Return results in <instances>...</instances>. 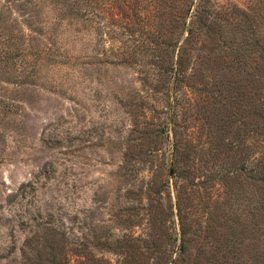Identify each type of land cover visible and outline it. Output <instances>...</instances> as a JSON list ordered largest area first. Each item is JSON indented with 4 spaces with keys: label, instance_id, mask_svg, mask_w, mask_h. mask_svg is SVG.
Listing matches in <instances>:
<instances>
[{
    "label": "rangeland",
    "instance_id": "1",
    "mask_svg": "<svg viewBox=\"0 0 264 264\" xmlns=\"http://www.w3.org/2000/svg\"><path fill=\"white\" fill-rule=\"evenodd\" d=\"M196 6L197 0H0V264L168 263L179 230L170 163L176 158L177 168L193 173L189 152L197 135L214 115L226 119L224 107L234 101L218 93L239 78L224 68L250 71L252 49L238 44L264 36V0H207L210 18L201 23ZM179 59L183 74L175 84ZM253 141L249 135L234 160L248 153L250 167ZM249 176L240 178L237 202L246 225L239 231L244 258L264 249L252 232L258 190ZM183 191L194 229L205 230L211 212L214 222L229 215L207 197L202 213L199 195ZM105 241L131 243L135 251L97 247ZM199 242L191 246L192 262Z\"/></svg>",
    "mask_w": 264,
    "mask_h": 264
},
{
    "label": "trees",
    "instance_id": "2",
    "mask_svg": "<svg viewBox=\"0 0 264 264\" xmlns=\"http://www.w3.org/2000/svg\"><path fill=\"white\" fill-rule=\"evenodd\" d=\"M206 1L197 0V9L194 14L197 23L210 18V14L206 12ZM194 32V27L188 29L189 39ZM220 33L223 35V32ZM188 37L185 42H188ZM229 39L232 40V38ZM229 43L233 47V43ZM238 45L246 51L252 49L256 63L250 71L245 68V65H227L224 68L223 71L232 77L239 76L225 86L222 84L223 89L218 92L219 94L228 92L229 95H234V101H228L224 107L228 117L225 119L221 115H214V123H207L206 130L197 135L196 142L192 144V150L189 152V155L192 154L191 157H193L190 165L193 173H187L183 169L177 168V165L180 164L176 158L170 163V176L176 178L170 188L173 189L175 199L170 208L179 230L174 237V242L178 241V244L172 250V255L175 254V257L173 258L171 255L167 264H264V249L256 250L251 258H244L240 254L244 249L243 244L246 243V238L239 231L246 225L241 221L242 216L237 205L244 185V180L240 178L249 172V180L256 185L258 190L253 212L259 219H256L252 224V232L257 234L259 240L264 241V64L260 62L264 61V36L257 35L250 42H241ZM174 69L176 84L183 74L180 59L178 66ZM249 74L252 77L250 78L252 88L250 102L247 100L245 91ZM246 105L251 108V115L254 119L251 128H248V122L244 121ZM249 135L254 139L252 159H254L253 155L256 156L250 167L248 153L244 155V158L234 160L239 151L245 152L247 148L245 144ZM174 149L176 152L177 144ZM224 160H230L228 162L230 164L227 165L228 163H225ZM201 163L206 164V169H203ZM166 187L169 186L166 185ZM184 187L199 195L198 205L201 206L202 213L207 211L202 202L203 198L207 197V199L216 200L219 208L221 205L224 206L229 215L223 213L221 216H216L221 221L214 222L211 219V212L207 214L209 223L205 222L207 225L205 230L203 226L200 228L197 226L194 229L190 223L189 213H187L191 207L190 197L185 195ZM217 193H219V201L215 195ZM227 221H231V224L226 225ZM220 229H223L224 233L219 234ZM202 232L205 233V236L201 243ZM58 234L63 237V233ZM198 241L200 242L195 248V258L192 262L188 256L191 246ZM97 247L126 255L129 254V251H135L134 244L131 243L111 245L105 241L100 242ZM60 262L62 264L61 258Z\"/></svg>",
    "mask_w": 264,
    "mask_h": 264
}]
</instances>
